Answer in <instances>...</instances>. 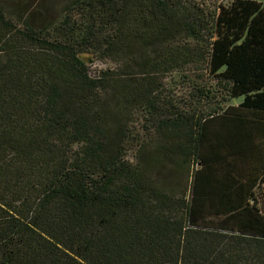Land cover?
Returning <instances> with one entry per match:
<instances>
[{"label":"trees","instance_id":"trees-1","mask_svg":"<svg viewBox=\"0 0 264 264\" xmlns=\"http://www.w3.org/2000/svg\"><path fill=\"white\" fill-rule=\"evenodd\" d=\"M222 2L0 0V264H264V3ZM140 10L176 42L135 73Z\"/></svg>","mask_w":264,"mask_h":264},{"label":"rangeland","instance_id":"rangeland-1","mask_svg":"<svg viewBox=\"0 0 264 264\" xmlns=\"http://www.w3.org/2000/svg\"><path fill=\"white\" fill-rule=\"evenodd\" d=\"M71 0H6L7 9L18 17H26L34 30L46 28L58 18L63 7ZM226 3L228 0H222ZM264 3V0H252ZM151 21L145 11L133 12L127 19L121 36V46L131 58L135 73L149 70L150 66L163 62L166 53L175 44V34H165L160 40L154 41L151 35ZM104 66V65H103ZM101 64L97 65L100 69ZM105 67V66H104ZM194 69V67H191ZM203 70H199L202 72ZM166 83V82H164ZM185 91L176 93L174 102L178 107L184 106ZM169 96V95H167ZM239 101L234 102V104Z\"/></svg>","mask_w":264,"mask_h":264}]
</instances>
